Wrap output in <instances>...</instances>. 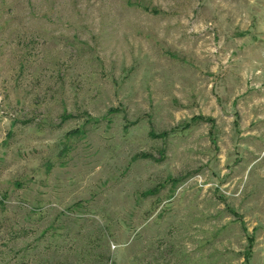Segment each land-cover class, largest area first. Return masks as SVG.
I'll return each mask as SVG.
<instances>
[{"label": "rangeland", "instance_id": "rangeland-1", "mask_svg": "<svg viewBox=\"0 0 264 264\" xmlns=\"http://www.w3.org/2000/svg\"><path fill=\"white\" fill-rule=\"evenodd\" d=\"M0 264H264V0H0Z\"/></svg>", "mask_w": 264, "mask_h": 264}]
</instances>
